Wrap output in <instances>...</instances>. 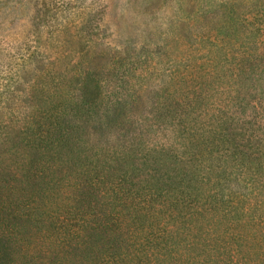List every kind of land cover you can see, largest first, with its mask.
<instances>
[{
    "label": "rangeland",
    "instance_id": "374dc122",
    "mask_svg": "<svg viewBox=\"0 0 264 264\" xmlns=\"http://www.w3.org/2000/svg\"><path fill=\"white\" fill-rule=\"evenodd\" d=\"M176 250L264 264V0H0V264Z\"/></svg>",
    "mask_w": 264,
    "mask_h": 264
},
{
    "label": "trees",
    "instance_id": "16d2710c",
    "mask_svg": "<svg viewBox=\"0 0 264 264\" xmlns=\"http://www.w3.org/2000/svg\"><path fill=\"white\" fill-rule=\"evenodd\" d=\"M50 128L46 127L45 125H41L40 132H39V135H40L39 138L33 139L32 141H27L26 145L29 144V143H32V142H38L39 141L40 142L39 144H40V146L42 148H43V146L46 147V148H48V146H51V148H52L55 145V143L58 142L59 140L58 139L56 141L52 140V138L50 136V132H51ZM137 203H139V202H137ZM136 210L142 211V208H137ZM119 214H120L119 212H117L115 214L116 215L115 228H116V230H118V236L119 235H122V233L120 232V230L123 227V225L125 224L124 221H123V219H121V217L119 216ZM104 224L105 223H103V225ZM130 227H133V224ZM209 231H210V229H209V227H207L205 229V231H203V232L200 231L199 232V234H198L199 243L198 244H200V243H202V244L207 243L209 240L211 241V236L208 234ZM129 234H130V236L133 235V233H130V230H128V232L125 235L127 236ZM156 235L157 236H160L162 238L161 240H163V239L166 240V238H167L166 235H165V233H163V232H158V234H156ZM236 235H237V233H234V236H236ZM241 237L242 236L240 235V238ZM130 239H131V237H130ZM205 246H206V244H205ZM192 250H196V248H193ZM186 251H182V250H179V251L176 250V251H173V252L170 251L173 254L172 255V258H171V261H170L171 262L170 264H173V263L181 264V261L185 259ZM187 252H189L190 254H192V252L190 250L187 251ZM228 252H229L228 255H229V258H230L229 259L230 262L232 264H239V261H235L234 260V256H232L230 254L232 252V250H230ZM136 253L139 254V255H143L144 254L143 251H140V250H137ZM152 255L153 254L150 252L147 256H145L144 258H142L140 260V262L143 263V259L151 260ZM128 256L133 257V255H131L130 253H128ZM102 260H103V263L102 264H125L124 262H126V260L124 259L123 255L121 254V252H119V253H113V255L110 257V259H107L106 256H103L102 257ZM189 261H190V264H201V262L204 263L203 258H201L199 256H196V255L190 257ZM240 264H256V261H255V259L249 258L247 255L242 254V255H240Z\"/></svg>",
    "mask_w": 264,
    "mask_h": 264
}]
</instances>
